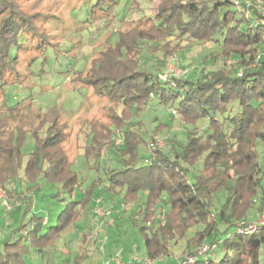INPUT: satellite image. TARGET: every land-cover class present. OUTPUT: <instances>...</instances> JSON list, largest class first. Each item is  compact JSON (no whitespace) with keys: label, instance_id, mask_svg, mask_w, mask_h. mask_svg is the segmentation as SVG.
I'll return each mask as SVG.
<instances>
[{"label":"trees","instance_id":"obj_1","mask_svg":"<svg viewBox=\"0 0 264 264\" xmlns=\"http://www.w3.org/2000/svg\"><path fill=\"white\" fill-rule=\"evenodd\" d=\"M233 4L157 0L153 16L124 31L113 28V43L94 48L87 68L86 62L73 67L72 81L112 105L106 120H89L79 130L81 160L66 154V132L57 114L45 112L32 129L15 126L0 136V185L9 198L23 195L29 204L25 194L39 188L40 176L67 192L87 183L82 198L69 201L54 225L40 232L39 221L23 239L6 240L0 264H26L24 254L39 238L43 245L51 242L91 210L100 193L111 199L121 194L126 205H139L130 218L134 225L140 221L149 258H159L183 239L191 254L201 244L208 248L192 262L180 258L168 264H263L264 230L239 232L236 224L252 219L255 203L264 205V23L255 10L245 12ZM45 20V14L25 13L16 0H0V89L17 79L20 55L24 68L39 55L41 66L46 64V45L34 38L44 34L40 22ZM30 36V45L23 48ZM206 42L219 48L211 56L222 65L203 64L190 77H159L168 55ZM151 101L173 109L183 136L165 122L144 129L139 116ZM163 131L166 137L158 146ZM28 136L33 148L24 158ZM139 147L149 156L141 157ZM111 156L117 165L110 163ZM82 167L94 171L79 175ZM191 228L196 230L187 236ZM217 247L221 255L211 257Z\"/></svg>","mask_w":264,"mask_h":264},{"label":"rangeland","instance_id":"obj_2","mask_svg":"<svg viewBox=\"0 0 264 264\" xmlns=\"http://www.w3.org/2000/svg\"><path fill=\"white\" fill-rule=\"evenodd\" d=\"M16 2L25 13L39 12L46 15L47 21L40 22L44 34L32 38L37 37L46 45L44 50L47 58L44 67L40 64L42 57L39 55L30 67L24 68L22 61L25 56L20 55L23 67H20L17 79L14 78L0 89V136L15 126L32 129L45 117V112L57 114L66 132L62 146L70 159L79 161V130L89 120H106V110L112 105L106 98L93 94L89 86L72 81V69L79 62H86L87 68L94 48L97 50L107 43H113L117 38V32L113 28L124 31L133 25H139L138 21L142 17L153 16L157 0ZM30 39L31 36L24 40L23 48L30 45ZM262 48L264 56V46ZM217 49L219 50L216 45L206 42L188 47L179 55H168L159 75L166 73L176 77H190L203 64L222 65L223 60L219 59L216 63L211 56ZM150 104L139 116L145 122L144 129H153L158 122H165L170 126L168 129L171 132H178V137L183 136L181 132L184 127L179 124L178 117L172 116L173 109L170 110L163 104L154 105L155 101ZM165 132L157 137L158 146L163 145ZM32 148L33 140L28 136L22 148L24 158ZM138 151L141 157L149 156V151L144 148L139 147ZM110 163L114 166L118 164L115 157ZM79 171V175H83L94 170L82 167ZM37 182L39 188L25 194L26 198L30 195L29 204L23 195L20 199L9 198L0 185V249L6 240L14 241L20 236L23 239L39 221L43 224L36 227L40 232L54 225L65 205L71 200L81 199L87 186L86 181H81L71 192H67L61 185L52 184L42 176ZM27 185L23 182L21 188L25 190ZM116 196L111 199L107 194L100 193L94 198L92 209L82 212L79 220L60 230L50 239L51 242L43 245L40 243L42 238H39L40 242H36L30 247V252L24 254L26 264H115V254L118 251L122 263L142 264V258L148 257L145 253L144 236L137 227L140 221L134 225L130 218L139 205H126L121 194ZM98 210H110V214L100 216ZM258 210V204L255 203L250 217L254 218ZM194 230L196 229H189L187 236L192 235ZM184 243L185 240H178L165 254L156 259L151 258L154 260L153 264H168L169 260L176 261L191 254L184 249ZM211 255L218 258L221 255L220 249L217 247Z\"/></svg>","mask_w":264,"mask_h":264},{"label":"built area","instance_id":"obj_3","mask_svg":"<svg viewBox=\"0 0 264 264\" xmlns=\"http://www.w3.org/2000/svg\"><path fill=\"white\" fill-rule=\"evenodd\" d=\"M234 4L237 8H239L240 10H245V12H248L249 10H255L263 19V23H264V0H233ZM261 54H257L255 56V60L253 61V63H255L258 59H260ZM238 75H241V68L238 70ZM167 74L164 73L163 76L159 75V77L163 80H166L167 78ZM172 113L175 116V112L172 111ZM6 200V199H5ZM98 214L100 216H108L110 214V210H107L105 212H103L102 210H98ZM237 226V230H239V232H253L257 229L262 228L264 230V205H262L257 214L255 215L254 218L250 219V220H244L241 219L237 222L236 224ZM208 246L201 244L197 250H196V255L194 254H188L187 256H185L184 258H182V260H185V262L189 263L192 262L197 255L202 254L203 252H205L207 250ZM115 264H126V263H122L120 261V252L118 251L115 254ZM154 260L149 258V257H145L142 258L141 263L142 264H153ZM130 264V263H127ZM263 264H264V259H263Z\"/></svg>","mask_w":264,"mask_h":264}]
</instances>
